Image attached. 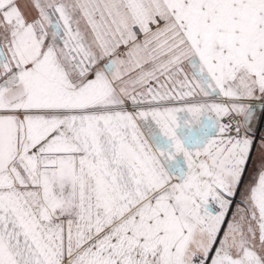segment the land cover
<instances>
[{
	"label": "snow or ice",
	"instance_id": "snow-or-ice-1",
	"mask_svg": "<svg viewBox=\"0 0 264 264\" xmlns=\"http://www.w3.org/2000/svg\"><path fill=\"white\" fill-rule=\"evenodd\" d=\"M0 264H264V0H0Z\"/></svg>",
	"mask_w": 264,
	"mask_h": 264
},
{
	"label": "rangeland",
	"instance_id": "rangeland-1",
	"mask_svg": "<svg viewBox=\"0 0 264 264\" xmlns=\"http://www.w3.org/2000/svg\"><path fill=\"white\" fill-rule=\"evenodd\" d=\"M18 3L23 11H25L26 14L30 11V3L31 0H18ZM35 13L32 12V15ZM254 161V160H253ZM249 174H251V169H249Z\"/></svg>",
	"mask_w": 264,
	"mask_h": 264
},
{
	"label": "crops",
	"instance_id": "crops-1",
	"mask_svg": "<svg viewBox=\"0 0 264 264\" xmlns=\"http://www.w3.org/2000/svg\"><path fill=\"white\" fill-rule=\"evenodd\" d=\"M257 157H258V153H257V156H254V158H253V160H254V163H255V161H256V159H257Z\"/></svg>",
	"mask_w": 264,
	"mask_h": 264
}]
</instances>
